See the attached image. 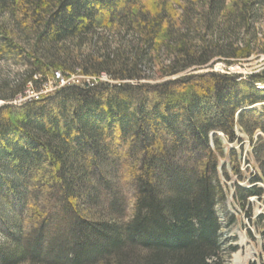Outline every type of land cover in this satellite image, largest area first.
Masks as SVG:
<instances>
[{"label": "trees", "instance_id": "obj_1", "mask_svg": "<svg viewBox=\"0 0 264 264\" xmlns=\"http://www.w3.org/2000/svg\"><path fill=\"white\" fill-rule=\"evenodd\" d=\"M262 18L264 0H0V61L24 66L0 93V264H227L222 142L264 134V74L197 70L264 56ZM55 72L111 82L12 104ZM258 140L244 200L264 197Z\"/></svg>", "mask_w": 264, "mask_h": 264}, {"label": "rangeland", "instance_id": "obj_2", "mask_svg": "<svg viewBox=\"0 0 264 264\" xmlns=\"http://www.w3.org/2000/svg\"><path fill=\"white\" fill-rule=\"evenodd\" d=\"M257 28L260 37H264V18L257 24ZM225 66L223 62H218L210 68L197 70V73L214 72L245 79L252 74H264V56H252L249 60L230 65L228 68L226 66L227 69ZM23 71L24 66L16 64L13 60L0 61V93L10 91L14 78ZM100 81L106 82L109 79L104 75ZM49 91L52 89L46 92ZM3 104L4 101L0 100V106ZM260 108L259 104L245 110ZM236 135L238 138L236 142L229 143L223 140L224 156L219 159L223 199L216 204L215 209L221 224V244L224 254L229 255L227 264H259L264 259V197L244 200V193L237 194L235 191L237 187L240 189L252 187L251 181L257 175L253 151L261 150L258 139L261 138L264 142V134L256 131L252 141H249L237 128ZM232 151L235 154L230 156ZM255 186L264 190L261 183H256ZM131 213L129 209L127 215L130 216Z\"/></svg>", "mask_w": 264, "mask_h": 264}, {"label": "built area", "instance_id": "obj_3", "mask_svg": "<svg viewBox=\"0 0 264 264\" xmlns=\"http://www.w3.org/2000/svg\"><path fill=\"white\" fill-rule=\"evenodd\" d=\"M228 68V66H227ZM225 66V69H227ZM103 79L102 75L100 77H79L77 75H71L69 77H64L60 72H55L52 79L44 84L39 90H34L31 85L28 86L27 91L24 95L19 96L12 104L20 106V100H25V98H31L32 96L42 97L46 93L55 92L57 89L65 87L66 83L70 82H82L83 87H93L98 83H110L111 81L101 82ZM52 89V91L46 92Z\"/></svg>", "mask_w": 264, "mask_h": 264}, {"label": "bare ground", "instance_id": "obj_4", "mask_svg": "<svg viewBox=\"0 0 264 264\" xmlns=\"http://www.w3.org/2000/svg\"><path fill=\"white\" fill-rule=\"evenodd\" d=\"M68 84V83H66ZM75 84H80V82H75ZM39 96H33V98L37 99ZM32 98V97H31ZM27 99H30V98H27ZM26 100V99H25ZM23 100H20V102H22Z\"/></svg>", "mask_w": 264, "mask_h": 264}]
</instances>
